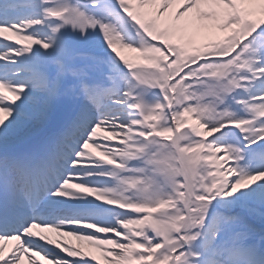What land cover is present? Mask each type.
<instances>
[{
  "label": "snow or ice",
  "instance_id": "1",
  "mask_svg": "<svg viewBox=\"0 0 264 264\" xmlns=\"http://www.w3.org/2000/svg\"><path fill=\"white\" fill-rule=\"evenodd\" d=\"M66 237L264 264V0H0V264Z\"/></svg>",
  "mask_w": 264,
  "mask_h": 264
},
{
  "label": "bare ground",
  "instance_id": "2",
  "mask_svg": "<svg viewBox=\"0 0 264 264\" xmlns=\"http://www.w3.org/2000/svg\"><path fill=\"white\" fill-rule=\"evenodd\" d=\"M47 235L52 236L53 238H56V234L55 233H46ZM66 239L68 240L69 244H75L77 246H82L85 250L90 249L91 247L87 244V242H81V241H77L75 238L73 237H66ZM16 242H14L15 245ZM25 264H27V261H25Z\"/></svg>",
  "mask_w": 264,
  "mask_h": 264
},
{
  "label": "rangeland",
  "instance_id": "3",
  "mask_svg": "<svg viewBox=\"0 0 264 264\" xmlns=\"http://www.w3.org/2000/svg\"><path fill=\"white\" fill-rule=\"evenodd\" d=\"M86 251H89L91 254L96 255V256L98 257L99 261H100V264H101L102 262H105V261L103 260V257L101 256L100 252L97 251L95 248H90V249H87ZM102 264H103V263H102Z\"/></svg>",
  "mask_w": 264,
  "mask_h": 264
}]
</instances>
